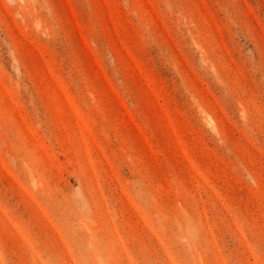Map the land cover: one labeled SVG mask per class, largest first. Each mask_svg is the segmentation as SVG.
I'll use <instances>...</instances> for the list:
<instances>
[{
  "label": "rangeland",
  "instance_id": "1",
  "mask_svg": "<svg viewBox=\"0 0 264 264\" xmlns=\"http://www.w3.org/2000/svg\"><path fill=\"white\" fill-rule=\"evenodd\" d=\"M0 264H264V0H0Z\"/></svg>",
  "mask_w": 264,
  "mask_h": 264
}]
</instances>
